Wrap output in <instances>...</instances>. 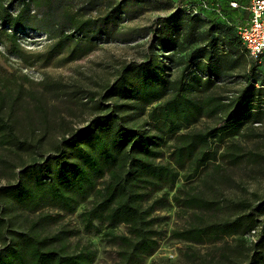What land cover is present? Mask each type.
Here are the masks:
<instances>
[{"label":"trees","instance_id":"1","mask_svg":"<svg viewBox=\"0 0 264 264\" xmlns=\"http://www.w3.org/2000/svg\"><path fill=\"white\" fill-rule=\"evenodd\" d=\"M17 1L21 7L13 15L0 0V33L12 40L17 58L23 61L27 60V53L17 41V30L32 29L51 35L49 19L58 17L61 22L55 47L66 44L71 49L69 59H75L92 48L90 27L98 23L102 34L110 39L112 25L120 14L126 13V0H75L76 5L80 4L77 11L96 12V18L86 17L85 12L80 15L70 12L73 0ZM177 2L175 14L179 18L173 19L174 15L169 22L155 21L148 34V39L163 51L176 50L180 38L186 36V29L192 34L195 23L212 18L206 12H187L185 7L193 0ZM229 2L223 0L221 6L213 4L224 18L211 11L217 21H212L207 34H213L214 29L226 30L231 15L236 17L235 23L229 22L231 26L236 28L238 23L244 22L246 11L231 7ZM240 2L245 3V0ZM31 10L35 13L30 14ZM159 22L164 25L158 29ZM108 25H111L109 29H103ZM7 27L11 32H7ZM226 34L224 32L223 36ZM235 39L247 54L237 34ZM223 43L238 53L232 41L224 40ZM159 56L152 52L142 62L123 65L114 82L108 84L97 99L91 97L96 115L81 127L64 129L47 152L42 147L46 135L42 133L37 138L34 134L36 126L46 128L49 125L40 102L34 107L35 112L25 107L23 113H18L14 102L4 109V96L1 95L0 151H7L10 158L0 153V168L10 180L0 184V264H93L96 250L91 244L71 247L69 239L74 231L63 227L51 231V225L60 220L61 215L43 212L48 208L74 213L90 197V206L80 213L83 229L102 233L117 244V264H143L157 249L163 234L156 227L160 218L154 212L168 204V193L154 197L150 203L147 201L162 188H172L181 171L185 179H190L208 160L215 159L216 151H209L211 137L221 142L237 134L243 122L259 119L261 113L256 103L264 95V78L258 85L259 74L254 67L245 77L246 85L229 102H219L212 96L198 102L191 94L202 85L208 89L224 70L234 68L237 59L228 52L214 59L205 45L196 47L181 63L182 76L189 69L194 72L186 81L182 76L168 79ZM249 59L261 63L264 53L259 59ZM26 64L31 66L30 62ZM196 71L203 72L204 77ZM166 96L169 98L152 107L149 113L160 133L153 134L141 125L130 123L129 109L144 111ZM111 99L115 101L104 103ZM127 100H132V104H127ZM202 115L215 116L216 125L206 131L177 133ZM164 135L174 136V142L169 161L162 163L156 160L163 154ZM181 188L175 190L172 201L183 210L211 212L221 209L216 201L198 193L188 192L181 197ZM228 209L227 217L209 222L199 218L188 227L174 230L172 236L196 244L233 237L240 242L236 245L239 249L233 248L236 255L229 256L227 263L222 264H264V197L255 201L241 199L231 203ZM25 212L33 217L25 215L22 223L19 214ZM119 225L126 227V233L113 231ZM252 231L256 238L245 247L244 235Z\"/></svg>","mask_w":264,"mask_h":264},{"label":"rangeland","instance_id":"2","mask_svg":"<svg viewBox=\"0 0 264 264\" xmlns=\"http://www.w3.org/2000/svg\"><path fill=\"white\" fill-rule=\"evenodd\" d=\"M74 1V4L69 6L70 12L76 11L79 15L85 12L86 17L96 18L98 15L96 12L77 11L80 4L76 5L77 1ZM207 1L210 5L219 3L221 6L223 0ZM1 3L13 15L21 7L17 0H1ZM124 6L126 13L120 14L112 25V37L108 39L102 34V27L96 23L88 31L92 37L91 50L75 59H69L71 49L66 44L55 47L60 32L59 22L61 20L58 17L49 19L51 35L32 29L17 30V41L27 53L26 61L17 58L12 40L4 33H0V98L1 95L4 96L2 104L7 110L8 106L14 102L15 111L23 113L25 107L35 112L34 107L40 102L42 114L47 119L46 124L49 123V125L46 128L36 126L34 134L37 138L42 133L46 135L42 146L46 152L52 148L53 143L62 135L64 129L81 127L96 115L94 101L91 97L94 96V99H97L105 87L114 82L123 65L142 62L152 52L160 55L159 60L164 66V74L170 80L182 76L183 64L181 63L185 61L192 49L199 46L205 45L206 49L213 54L214 59H220L221 55L226 52L237 59L234 68L224 70L220 78L208 89L205 90L202 85L191 94L198 102L207 99V96L215 97L219 102H229L246 85L245 77L252 67L259 74L257 84L262 83L264 61L253 63L235 39L236 28L230 24L235 23L234 15H231L226 23V30L214 29L213 34H207V30L213 24L212 21H217L213 18L210 6L206 11L209 13L208 16L212 17L210 20L205 19L195 23L196 28L192 34H188V29H186V34H184L186 36L180 38V46L176 50L163 51L148 39V34L155 21L164 19L169 22L172 21L171 18L174 15L173 19L179 18L175 14L178 6L177 0H126ZM33 13L35 10L30 11V14ZM163 25L159 22L157 28ZM109 27L111 25L103 29L107 30ZM172 30L173 28L168 30L167 34ZM7 32H11V28L7 27ZM224 32H227L225 36H223ZM123 38L129 39L122 40ZM224 40L225 42L232 41L237 46L238 53L227 48V43H223ZM28 62L31 66H27ZM196 72L203 77L205 75L201 71ZM193 75L194 72L189 69L182 78L187 81ZM167 98L169 96L147 106L144 111L129 109L127 112L130 115V123L141 125L153 134L160 133L149 113L152 107ZM114 101V99L104 100V103L110 104ZM121 102L124 101L121 100ZM127 104H132V100H127ZM256 105H258V113H261L257 121L243 123L240 121L242 124L237 134L225 137L221 142L211 137L209 151H216L215 159L208 160L206 165L190 179H185L181 171L172 188H162L147 201L150 203L154 197L168 193V204L163 208H157L154 212V215L160 218L156 227L163 234L159 239L157 249L144 260L143 264H222L227 263L229 256L236 255L235 250H232L233 248L239 249L236 245L240 242L236 238L223 237L212 242L196 244L174 238L172 232L188 227L199 218L209 222L227 217L228 207L238 200L255 201L264 197V95L260 96ZM217 120L215 116L202 115L192 124L182 127L177 133L206 131L214 127ZM173 142L174 136H163L161 148L163 154L157 158V162L169 161ZM0 153L10 158L7 151H0ZM236 155L239 157L235 158ZM9 180L8 174L1 172L0 168V184ZM178 188H181V197L188 192L198 193L207 199L216 201L221 209L211 212L185 211L172 201V195ZM91 201L92 197L70 214L48 208L43 209V212L53 216L61 215V219L51 225V231H56L61 227L74 231V235L69 239L71 247L91 244V247L96 250L93 264H117L119 261L117 244L102 233L87 232L82 227L80 213L90 206ZM19 215V221L22 223L25 215L29 218L33 217V214H27V212ZM113 231L116 234H123L126 233V227L119 225ZM255 238L254 231L244 235L245 247Z\"/></svg>","mask_w":264,"mask_h":264},{"label":"built area","instance_id":"3","mask_svg":"<svg viewBox=\"0 0 264 264\" xmlns=\"http://www.w3.org/2000/svg\"><path fill=\"white\" fill-rule=\"evenodd\" d=\"M193 1L186 5L187 12L199 14L208 11L211 6L212 12L224 18L218 6L210 5L205 0ZM229 5L246 11L247 16L243 23L236 25V32L245 47L248 57L254 60L261 58L264 53V0H245V3L234 0L230 1Z\"/></svg>","mask_w":264,"mask_h":264},{"label":"crops","instance_id":"4","mask_svg":"<svg viewBox=\"0 0 264 264\" xmlns=\"http://www.w3.org/2000/svg\"><path fill=\"white\" fill-rule=\"evenodd\" d=\"M231 1H234V0H231ZM238 2H240V0H237ZM240 3H242V2H240Z\"/></svg>","mask_w":264,"mask_h":264}]
</instances>
